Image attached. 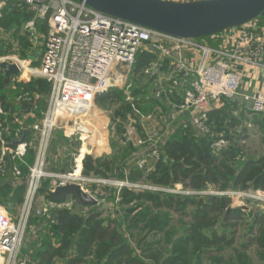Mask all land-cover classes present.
<instances>
[{"label":"trees","instance_id":"16d2710c","mask_svg":"<svg viewBox=\"0 0 264 264\" xmlns=\"http://www.w3.org/2000/svg\"><path fill=\"white\" fill-rule=\"evenodd\" d=\"M30 17L29 12L14 7L1 10L0 30L4 32L13 26L15 30L9 39L0 43V54L9 52L13 40L22 46L21 53H17L19 57L33 54L27 36L20 35L22 21ZM257 19L262 20L264 16ZM159 62L151 51H140L128 77L136 81L144 70ZM31 80L24 84L12 80L7 85L0 70V105L11 121L23 118L26 125H30L33 120L29 111L34 105L37 109L45 108L49 84L41 78ZM145 89V85H140L133 93L131 86L113 87L97 95L94 103L103 109L120 103L117 108L125 109L124 115L116 110V116L128 119L135 112L126 102L127 95L134 97L136 91L143 93ZM41 94L44 97L40 98ZM174 97L177 103L180 95ZM25 98L30 101H23ZM149 101L154 100L150 97ZM144 107L147 105L140 106L137 118L146 114ZM223 113L224 109L208 111V118L203 122L206 131L196 129L190 121L184 133L159 143L160 158L154 160V169L147 174L135 163L127 164L128 157L133 154L132 145L127 141L124 145L129 148L121 149L122 162L119 165L116 166L117 156L101 162L94 155H86L82 173L104 179L115 176L118 180L142 181L160 187L180 183L183 188L195 191L205 190L210 185L223 191H264V156L253 158L247 155L243 158L231 142L218 154L211 148L215 141L229 138L228 131L223 128L227 120ZM37 114L39 116V110ZM114 120L112 118L121 133L123 124ZM236 124L228 122L225 126L234 127ZM14 180L17 184L0 174V206L10 214H15L16 207L21 205L26 188L24 177ZM48 189H51L49 180H42L35 199L42 195L46 203L54 204L50 209L52 218L31 216L28 219V232L34 235L28 238L26 248L22 245L20 250L26 264H264V213L256 216L251 208L241 206L227 212L230 207L227 195H179L122 187L116 201L115 189L103 186V195L98 197L102 202L90 205L73 193L62 194L59 200L52 199L47 194ZM67 201L75 202L81 210L74 212L60 207ZM251 252L255 254V260L250 257Z\"/></svg>","mask_w":264,"mask_h":264},{"label":"built area","instance_id":"2783aa9c","mask_svg":"<svg viewBox=\"0 0 264 264\" xmlns=\"http://www.w3.org/2000/svg\"><path fill=\"white\" fill-rule=\"evenodd\" d=\"M179 2L201 0H172ZM5 7L25 10L31 17L22 21L21 32L28 38L35 60L38 47L42 55L38 66L30 56L21 59L18 55L0 54V64L7 62L16 66L18 74L14 80L28 83L32 78H41L49 84L44 110L37 105L29 111L33 120L30 125L23 124L17 118L11 121V133L0 136L13 147H4L0 151V174L15 178L24 177L26 188L21 212L14 220L0 208V252L5 256L4 264H26L20 250L28 234V219L31 216L52 218L48 203L35 204V194L43 179L57 180L58 185L78 184L98 204L102 190L98 185L109 183L95 179L94 176L81 175L84 156L78 159L72 172H48L46 170L48 149L51 139L59 135L71 136L74 128L87 125L97 95L117 87L127 79L140 51H150L153 45L159 61L168 63L173 74L174 90H181L180 100L174 104L179 112L187 113L194 127L206 131L204 121L208 111L220 99H233L241 88L242 77L249 74L248 68L261 69L264 74V20L252 19L240 26L227 28L219 33L208 35L211 44H203L200 38H181L165 34L118 17L98 12L83 1L77 0H0V12ZM15 29V27H14ZM10 34L0 30V43ZM152 52V51H151ZM32 55V54H31ZM154 65L144 70L151 75L157 68ZM127 72L126 76L121 73ZM191 77V78H190ZM129 79V77H128ZM119 87V88H122ZM126 88L129 86L125 85ZM42 95H39L42 98ZM20 99V97H18ZM132 99L127 95L126 100ZM252 113L264 115V93L253 92L245 96ZM23 101L29 102V98ZM137 114L138 110L130 104ZM39 110V116L37 111ZM8 114L0 105V126L8 121ZM141 115L139 119H148ZM9 122V121H8ZM185 127V126H184ZM26 131L23 141L21 137ZM17 143V144H15ZM228 145L227 140L212 143L211 148L218 154ZM151 149L152 160L160 154ZM33 149V153H30ZM150 150V151H151ZM82 153V152H81ZM84 153V152H83ZM89 155V154H87ZM90 156V155H89ZM82 159V160H80ZM145 159H138L137 167L142 170ZM131 190L141 187L128 180H115L108 185ZM92 186L94 189L88 188ZM103 186V185H102ZM51 188V190L53 189ZM149 189L163 191L155 187ZM179 194L176 189H164ZM238 192L183 191L182 195H229ZM250 194V197L257 198ZM119 197L116 196V201ZM264 201V199H263ZM102 200H99V203Z\"/></svg>","mask_w":264,"mask_h":264},{"label":"rangeland","instance_id":"374dc122","mask_svg":"<svg viewBox=\"0 0 264 264\" xmlns=\"http://www.w3.org/2000/svg\"><path fill=\"white\" fill-rule=\"evenodd\" d=\"M20 35H22V32ZM10 44H11V47L9 49V52L7 53H9L10 55H14V54L18 55L19 53H21L22 46L18 45L17 40L16 41L13 40V42H11ZM38 64H39L38 62H35L32 66H35V65L38 66ZM126 73L127 72L121 73V76L122 77L126 76ZM146 77L142 79L141 76H138L136 78V81H133L131 78L128 79L127 77V79H125L123 83V86L122 84H119L116 87V88H119L122 86V89H123L124 86L127 85L137 90L140 87V85L146 86L145 92L138 93L136 91L137 93L135 92V96L134 97L132 96V99H130L129 101L126 100L127 103L133 104L134 107H137L138 111L141 110L140 106H144L145 104L147 105V107H144V110H145L144 112L146 113L144 115H149V118L142 119V121H140V122H143L142 125L135 124L133 125L134 126L133 127L132 123H130L129 121L125 122L123 119L117 118L116 112L119 111L120 114H122L123 112L121 111L125 110V109H120L121 111L118 110L117 107H119L120 103L113 104L110 108H104V109L96 105V103H94L95 105L91 113L88 112V115H91L90 117H88L89 121L87 122V125L84 126V129L82 128L84 131H81V128L76 127L74 128V131L71 132L73 135L67 136V137L62 136L61 132H57V134L60 135L59 137H62V140H63L61 143H57V146L60 147L61 145L63 144L64 145L62 146V148L61 147L58 148L59 151L55 153L54 148H55L56 143H54V141H53L54 144L51 143L48 149V157L46 158L47 160L46 170L48 172H60V171L72 172L77 165L78 159L81 158L82 155L85 157L87 154H89L90 156L94 155L95 158L101 159V162L107 161V159L112 158V156H117V161H116V166H117L122 162L121 161L122 157L119 154L121 152V149L125 151L129 148L128 145H124L126 141L131 143L132 146L130 147L132 148V151H133L132 156L128 157L127 164L133 165V163H135V165L137 166L138 159L140 160L145 159L144 160L145 166H148V168L147 167L144 168L142 165V170H144L145 174L153 170L154 166L153 165L151 166L152 160L154 159L151 156L152 151L155 149V144L159 143L158 141H161L163 139L164 134L166 132L164 131L165 122L161 120L163 118V114L153 113L152 115L151 113L150 114L148 113L149 112L148 110L151 109L150 106L152 102V101H149L150 97L155 95L156 99L161 100L163 98L161 95H159V88L161 89V86H158V87L156 86L155 94H153L152 93L153 88L152 86H150L151 83L148 82L147 80L148 78ZM16 83L20 84L21 81H17ZM42 97H44V95H42ZM174 115H176V113ZM227 115L228 114H226V116ZM138 116H139L138 114L134 113L132 117L136 118ZM25 117L26 115H24V118ZM112 118L115 119L114 120L115 123H123V126H121V133H119L118 130L116 129L117 124L116 125L113 124ZM19 120L25 121L23 118ZM159 120H161V123ZM229 120L230 119L227 116L226 121L229 122ZM8 121L3 122V124L0 126V136H2L3 138L4 136H7L6 134L9 135L12 130V126L10 124L11 120L9 118H8ZM23 124H26V123L23 122ZM240 126H241V123L237 125V127H233V128L223 126V128L228 131V137H229L227 139L228 144L229 142H231L233 145H235V147L239 149L240 154H242L241 157L243 158L248 157L247 155L258 156L260 154H264V133H263L264 131L263 132L262 130L259 131L258 130L259 128H257L255 125L251 123L248 126V128L246 127L245 129L246 132L243 133V130H241ZM160 128H161V131H160ZM241 135H245L246 137L245 140H240L238 138ZM104 139H106V141H104ZM123 139L126 141H124ZM52 140L53 138L51 139V141ZM65 141H69V142L65 144ZM106 147H108L109 151L105 150ZM81 149L85 150V152L81 153ZM33 152H34L33 149H31L30 153H33ZM129 159H132L134 162H132V160H129ZM82 172H83V166L80 170L81 175H83ZM94 178L98 180H106L109 182L108 184H110V182L118 180L115 176H110L108 177V179H104L102 177L95 175ZM46 179L49 180V186L51 188H53L54 185L58 183L57 180L50 179V178H46ZM108 184L107 183L100 184L97 186L96 189L102 190L103 186L110 187V188L115 189L116 196H119V191L122 187L117 188L112 184L111 185H108ZM137 184L140 185L141 187L135 188L133 189V191H145V190L158 191V190L149 189V187H155L158 189H162L163 190L162 192H166L164 191V189H176L180 191L179 195H182L181 193L183 191H195L192 189L183 188L182 184L180 183H176L171 187H160L158 185L148 184L142 181L137 182ZM88 188L90 189L89 185H88ZM207 188L215 192H218V193H221L223 191L221 189L214 187L213 185H210ZM225 191L231 192L232 190L225 189ZM232 192L234 193L238 192V193L227 195L230 197V207L231 208L241 206V207H245L246 209L251 208L254 213L264 211V201L261 200V195H259L257 198L250 197V194L257 195L256 194L257 191L255 192V191L250 190V191H244V192L242 191H232ZM198 196H201V195H198ZM211 196H214V195H206V197H211ZM34 201H35L36 206H39L41 204V201L39 198L37 200L34 199ZM47 205L54 206L52 202H48ZM95 205H99V200H98V204L96 203ZM105 206H107L106 203H105ZM60 207L72 209L74 210V212H79L81 210L79 206L75 205V202L73 204V202L71 201H67L64 205H60ZM83 209H85L86 211L88 207L87 209L86 208H83ZM248 226H249V223L246 225L244 230H246ZM250 257L253 260L256 259V256L255 254H253V252L250 253Z\"/></svg>","mask_w":264,"mask_h":264},{"label":"water","instance_id":"95a60500","mask_svg":"<svg viewBox=\"0 0 264 264\" xmlns=\"http://www.w3.org/2000/svg\"><path fill=\"white\" fill-rule=\"evenodd\" d=\"M94 10L139 24L141 26L181 38H201L219 33L227 28L240 26L259 16H264V0H201L179 2L172 0H77ZM148 49L155 51L153 45ZM34 54V53H33ZM30 55L32 59L34 55ZM5 84L18 74L12 63H1ZM24 131L21 141L25 138ZM73 193L83 203L95 201L82 191L78 184L58 185L47 194L59 200L62 194ZM231 209L229 207L227 212ZM264 213V211H262ZM256 216L260 212L255 213Z\"/></svg>","mask_w":264,"mask_h":264},{"label":"crops","instance_id":"0c3cea01","mask_svg":"<svg viewBox=\"0 0 264 264\" xmlns=\"http://www.w3.org/2000/svg\"><path fill=\"white\" fill-rule=\"evenodd\" d=\"M262 20H264V19H262ZM14 27L15 26L11 27L10 29H8L7 31H4V32L11 35L12 32L15 30ZM199 40L203 44H211L209 36L207 38H201ZM152 53H153V55H155V52H152ZM34 54H36V53H34ZM37 55H38L37 60H35V56L32 58V60L33 61L35 60V62H38L39 57H41V55H42L41 47H38V54ZM29 56L30 55H28L26 58H28ZM21 59H25V56L22 57ZM35 62H33V63H35ZM247 71H249V74L242 77L241 88H240L239 92L237 93V95L233 99H222L219 103H215L213 109H216V110L219 109L221 111H222V109H224V113L228 114L227 116L230 119L229 123H231V122L235 123L236 122L237 124L234 127H237V125H239L241 123L240 127H241V130H243V133L246 132V130H245L246 127L248 128V126L251 123L253 125H255L257 128H259L258 129L259 131L262 130V132H263L264 131V126H263L264 115H258V114L252 113L249 109V103L245 99V96H249L253 92H263L264 93V74L262 73L261 69H252L251 70V68H248ZM172 75L173 74H171V70L169 69L168 63H166L164 61H160L158 63V67L155 68V70L153 72H151L150 76L146 77L144 74L140 75L142 79H144V77L148 78L147 80L149 83H151L150 86H152V88H153V91H152L153 94H155V91H156L155 87L161 86V89L159 88V95H161L163 98L160 100V99H154L155 95L151 96L152 100H154V101L151 102V106H150L151 109L148 110L149 111L148 113L149 114L151 113L152 115H153V113L154 114H163V118L161 120H163V122H165V124L164 123L163 124H164V131L166 133L164 134L163 139L161 141H158L159 143H161L162 141H165L166 139H168L169 137H171L173 135H179V134L181 135L182 132L184 133L185 132L184 130L186 128V124H188L191 121L189 119L190 117L188 116L187 113H185V112L181 113V112H179L178 109H175L173 107L175 104V102H174L175 94L176 95H180V94L176 93V90H174V86L172 85V80H173ZM13 78H14V75L11 76L10 81L14 80ZM7 85H9V84H7ZM133 93H134V89H133ZM133 95H135V94H133ZM124 111L125 110L121 111V112H123L122 113L123 115H124ZM175 113H176V115H174ZM227 116H226V118H227ZM127 117H129V116L127 115ZM117 118L123 119L125 122L129 121L130 123H132V126L135 124H137V125L143 124V122H140L141 120L138 119L137 117H136V119H131L132 117H130L128 119L127 118L124 119V117H122V116H117ZM161 120H159L160 123H161ZM21 121L25 122L23 120H21ZM184 123H186V124H184ZM227 123H228V121H224V126L227 125ZM230 128H233V127H230ZM160 131H161V128H160ZM238 138L240 140H245L246 137H245V135H241ZM53 141H54V143H56L54 151H55V153H57L59 151L58 148H60V147L62 148V146L64 145L63 144L60 147L57 146V143H61L63 141L62 137L58 138L57 136H55L53 138V140L51 141V143H53ZM104 141H106V139H104ZM124 141H126V140H124ZM68 142L69 141H65V144ZM155 145H157V143ZM82 150L83 149H81V151ZM105 150L109 151L108 147H106ZM249 156L253 157V158H259V157L264 156V154H260L258 156H251V155H249ZM78 168H79V165H78ZM78 168L75 167V169H76L75 173H77ZM6 177L11 178L13 180V183L17 184L16 180H14L15 177H11L9 175H6ZM258 192L260 193L261 196L264 197V191H258ZM37 199H38V197L36 198V200ZM39 199H40L41 203H46L45 202L46 199L42 195L39 196ZM261 200L263 201V199H261ZM22 204H23V201H22L20 206L18 205L16 207L15 214L14 213L10 214L2 206H0V208L4 212L7 211L6 214L8 215V217L15 220L21 212ZM37 229H38V227H37ZM31 235H34V234L29 231L28 237L25 240V243L23 244V248H26V243H28L27 240H28V238H30ZM4 263H5V256L0 252V264H4ZM58 264H62V263L58 262Z\"/></svg>","mask_w":264,"mask_h":264},{"label":"bare ground","instance_id":"6f19581e","mask_svg":"<svg viewBox=\"0 0 264 264\" xmlns=\"http://www.w3.org/2000/svg\"><path fill=\"white\" fill-rule=\"evenodd\" d=\"M83 129H84V128H83ZM15 144H17V143H15ZM7 146H8V147H9V146H10V147H13V146L11 145V143H8V141H5V140H2V139H1V140H0V151L3 150V148H4V147H7ZM261 199H264V197L261 196Z\"/></svg>","mask_w":264,"mask_h":264}]
</instances>
